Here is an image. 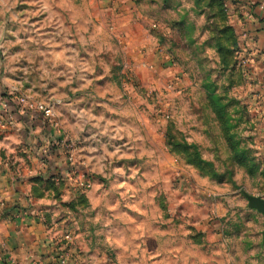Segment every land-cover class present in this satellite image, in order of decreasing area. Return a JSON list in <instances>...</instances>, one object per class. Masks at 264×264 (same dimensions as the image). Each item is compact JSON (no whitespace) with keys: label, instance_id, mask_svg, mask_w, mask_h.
Returning a JSON list of instances; mask_svg holds the SVG:
<instances>
[{"label":"clouds","instance_id":"9594fccd","mask_svg":"<svg viewBox=\"0 0 264 264\" xmlns=\"http://www.w3.org/2000/svg\"><path fill=\"white\" fill-rule=\"evenodd\" d=\"M261 2L264 3V0ZM18 3L30 5L24 19H21L20 13H12ZM159 6L158 0L152 7ZM84 9L85 5L76 4L74 0H0V17L10 14L7 15V20L21 25L13 31L6 27L7 20H0V54L5 57L0 61V82L9 86L10 94L19 93L14 97L15 104L24 106L17 115H11L13 108L9 107L7 101L0 100V112L9 114L7 119L0 115V130L11 133L0 142V146L6 149L4 155L0 156V191L4 193L0 196V211L4 209V200H10L12 204H21L33 216L39 217L41 222L44 221L45 214L50 213L52 216L51 228L42 234L36 242L39 247H36L28 238L27 229L32 221L22 213L20 224L13 223L11 232L5 233L7 239L0 237V264H22V259L39 264L40 257L33 256L34 251L64 253L58 262L53 255L43 264H105L107 258L103 256L101 249L108 251L117 244L128 252L127 257L123 253H117V257L123 259L125 264H129V261L130 264H144L145 257L152 264H176L169 256L170 250L183 253L188 246H192V241L186 238L189 225L193 222L204 224L208 215H202L203 209L197 208L188 196L177 200L176 193L169 192L168 199L171 203L167 213L174 214L176 205L182 202H187L191 207L186 208L180 216L179 227L170 220L163 219L166 213L161 211L156 198L158 193L170 185L159 184L163 172L158 169L150 170L147 166L161 163L162 158L167 159L169 153L185 151L176 147L173 140L175 137L182 142L195 143L201 159L211 162L217 170L232 168L236 173V180L246 178L244 169L231 158L233 149L227 147L224 140L218 139V129L214 123L216 113L208 102L207 93L201 87L205 77L211 73L212 80L220 86L216 94H225L223 86L227 82V76L216 79L224 64L215 50L214 34L208 30L201 35L205 20L203 16H196V0H181V7L169 15L179 19L187 14L195 22V34L190 37L194 43L174 65L173 79L166 82V90L175 99L153 98L144 91L145 85L140 83V75L145 70L151 71L152 65L156 63L153 58L158 50L156 42L153 40V46L147 50L134 51L129 47V41L143 38L139 33L130 35L134 32L135 25L132 28L117 27L110 25L102 17L93 21L88 18ZM245 15L248 20L252 19L247 13ZM33 17L40 19L28 24V20ZM235 18L233 15L232 19ZM154 21L155 16L146 23L138 20L149 31L159 27V23ZM26 24L28 26L23 27ZM258 26L262 29L259 35L264 38V25ZM21 33H31V37L21 39ZM254 35H257L255 31L252 35H242L241 39L246 40L249 47L258 50L257 45L252 43ZM6 37L15 39L9 40ZM205 40L210 44H204ZM16 46L22 51L10 55V50ZM169 46L165 44L164 49ZM21 60H27L28 66H14L19 65ZM260 62L264 64V58ZM60 65L63 67H59ZM18 72L24 73L20 83L10 81L7 76L2 75H15ZM102 77H108L106 87L95 83ZM181 77L184 79H180ZM254 79L255 75L245 74L243 96L248 95L250 87L259 90L261 94L252 96L243 103H249L250 110L259 113L260 123L257 124L256 133L245 131V127H250L246 125L234 130L244 137L264 131V77L250 86L249 81ZM26 84L30 85L27 89L24 87ZM132 85L136 86V91L130 95ZM160 87L165 85L160 84ZM2 91L4 88L0 87V92ZM137 93L152 103L153 112L142 106L143 101L138 102ZM240 93L241 89H235L230 95ZM194 100H199V106L205 109L204 112L191 113L189 106ZM28 109L34 111L29 113ZM40 112L46 113L44 119L51 122V131L45 129L43 120L38 126H31L39 119L37 114ZM20 113L29 116V124L18 122ZM197 116H206L209 123L204 124ZM236 119L238 117L233 115V122ZM25 128H29L26 136L23 133ZM57 136L63 137V143L58 148L59 160L49 154V145L57 143ZM38 141L42 143V147H38ZM122 141L125 142L121 143ZM17 151L28 153L27 160L31 163L26 166L12 155ZM186 151L191 152L192 149ZM258 155L264 156V153ZM45 157L48 162H43ZM121 160L125 163L117 165ZM133 160L139 163H127ZM56 164L62 166L61 171L66 181L62 188L57 181L58 198L57 193L43 192L38 184L30 185L27 180L28 177L40 176L46 182L56 171ZM81 166L89 173L104 177L107 183L93 179L85 182L79 178L73 181L71 175L79 171ZM12 168L15 170H11ZM142 168L145 169L144 173L140 172ZM121 178L126 181L124 185L119 183ZM9 180L11 184L8 183ZM132 181H135L134 185ZM33 187L38 191H33ZM121 187L126 189L125 192H120ZM149 187L152 188L151 191H148ZM17 189L20 190L19 195L16 193ZM41 193L43 198H40ZM77 197H86L89 204L80 205L75 212L64 206L65 202L71 204ZM116 197L120 199L116 200ZM41 205L52 207L41 208ZM126 209L142 210L143 219L139 216L131 217ZM65 216L71 221L70 226L56 223V217ZM117 221H126V224L118 228L112 227ZM165 224L169 225L168 229L161 230V226ZM17 228L20 229L19 232L16 231ZM147 238L154 239L152 247L160 253V260L153 259L152 253L146 251L144 245ZM254 241L258 242V238H254ZM156 243L159 245L158 249ZM230 243L235 250L233 255L228 253L227 246ZM13 246H16L15 251L12 250ZM243 248V245L236 242L220 243L218 252L221 259L218 264H264V249L253 247L244 252ZM89 251L94 254L89 256ZM179 259L184 260L186 256L182 254Z\"/></svg>","mask_w":264,"mask_h":264},{"label":"rangeland","instance_id":"374dc122","mask_svg":"<svg viewBox=\"0 0 264 264\" xmlns=\"http://www.w3.org/2000/svg\"><path fill=\"white\" fill-rule=\"evenodd\" d=\"M157 2L158 0H74L76 4L85 5L84 10L88 18L93 21L96 18L102 17L110 22V25L117 27L125 26L132 28L135 25V30L130 35L135 36L136 33H139L143 38L139 41L136 39L129 41V47L134 51L147 50L153 46L152 42L154 40L158 48L153 57L156 63L152 65L151 71L145 70L141 73L140 83L145 85L144 91L149 93L153 98L175 99L166 90V82L173 79L172 69L174 65L186 49L194 43V40H191L190 37L195 34L196 24L190 20L187 14L180 16L179 19L170 17V13H175L181 7V0H159V8H153L152 6L157 4ZM250 2V0H196V8L198 9L196 16L197 18L203 16L205 20L201 35L208 30L213 32L215 50L222 57V63L224 64V68L216 79L219 80L227 76V82L223 86L224 95L216 94L220 86L212 80L211 73L205 77L201 87L207 93L208 102L213 112L216 113L214 123L218 129V139L224 140L227 147L233 149L231 158L244 169L246 178L242 177L240 180H236L234 178L236 173L232 168L217 170L216 166L211 162L201 159L199 148L195 143L182 142L175 137H173V140L176 147L183 148L185 151L169 153L168 158H162L161 163L147 166L150 170L158 169L160 172H163L164 175L158 181L159 184L170 185L163 192L158 193L156 198L161 211L166 213L163 219L170 220L173 225L179 227L181 224L180 216L184 214L186 208L191 207L187 202H182L176 205L174 214L167 213V208L171 203L168 199L169 192L176 193L175 199L177 200H183L184 196H188L197 208L203 209L202 215H208V219L204 224L193 222L189 225L186 238L192 241V246H188L183 253L178 250H170L169 256L176 264H193V261H196V264H218V261L221 259L218 245L224 241L236 242L243 245L244 252L253 247L264 249V241L262 240L264 238V216L257 210L248 207V201L244 195V193H247L264 198V156L258 155L264 153V131L260 134H249L246 137L240 136L239 133L234 131L240 128L241 125H246L250 127H245V131L256 133L257 124L260 123L259 113L250 110L251 105L249 103H243L244 100H249L250 97L261 94L259 90L250 87L248 95L243 96L245 74L256 76V79L249 81L250 86H254L257 82H260V77H264V64L260 62L261 58H264V38L259 35L262 29L258 26L264 25V19L257 20L255 18L254 9L251 8L252 3ZM87 5L91 6L87 7ZM29 9V4L18 3L12 9V13H20L21 19H24V15ZM245 13L250 15L252 19L248 20ZM7 15L10 14L0 17V20H7ZM233 15H235V19H232ZM153 16L156 17V21L154 22L159 23V27L152 28L150 31L138 22V20H143L146 23L152 20ZM39 19L40 17L30 18L28 24H33ZM27 26V24L23 25V27ZM6 27L15 31L21 25L18 22L7 20ZM44 31H48V29H44ZM253 31L257 35L252 36V43L257 45L258 50L249 47L247 41L241 39L242 35H252ZM30 37L31 33H21L20 35L21 39H29ZM6 39L14 40L15 38L6 37ZM186 40L188 43H184ZM203 43L206 45L210 44L208 40H205ZM165 44L170 45L166 50L164 49ZM20 51L22 49L16 46L10 50L9 54L11 55ZM56 51L58 53L59 49ZM240 53H243V55H238ZM141 54H143L142 51ZM81 55L84 54L81 53ZM4 59L5 57L0 54V61ZM28 63L27 60H21L19 65L14 66L27 67ZM59 67L62 68L63 65ZM2 75L7 76L10 81L20 83L24 73L18 72L15 75L12 73H2ZM180 79H184V77ZM107 80L108 77H102L96 80L95 83L101 87H106L105 82ZM160 84H164L165 87H160ZM29 86L27 84L24 85L25 89ZM0 87L4 88V91L0 92V100L7 101L9 107L13 108L11 115H17L19 110L24 107L23 105L15 104L14 97L18 96L19 93L10 94L9 86L2 84V82H0ZM235 89H241V93L235 96L230 95ZM135 91L136 86L132 85L129 89V94L132 95ZM136 95L138 96V102L143 101L142 106L147 107L149 112L154 111L151 102L139 96L138 93ZM203 98L201 97V99ZM225 101L227 102L225 103ZM258 103L259 101H257ZM164 106L168 107V105ZM189 107L192 114H198L205 110L199 106V100H194ZM27 111L31 113L34 110L28 109ZM0 115H3L7 119L9 114L0 112ZM37 115L39 119L35 120L31 126L36 127L43 120L45 129L51 131V122L44 119L46 113L40 112ZM233 115L238 117L235 122H233ZM197 118L203 120L206 125L209 123L206 116H197ZM18 122L29 124L30 118L28 115L20 113ZM23 133L26 136L29 133V128L23 129ZM10 134L7 130H0V142H3ZM209 134L211 135L212 133ZM56 141L57 143L49 145V149L51 147L55 150L58 149L60 144L63 143V137L57 136ZM123 142L125 141L121 143ZM68 143L71 142L69 141ZM241 145L244 146L241 147ZM42 146V143L38 141V147ZM81 146L86 147L87 145ZM13 147L16 146L13 145ZM188 149H192V151H186ZM5 151L6 149L0 146V156H3ZM12 155L18 157L26 166L31 163L27 160L28 153L26 152L17 151L12 153ZM124 163L125 161L121 160L117 162V165L122 166ZM127 163L135 165L139 162L133 160ZM11 170L14 171L15 169L12 168ZM55 172L63 175V172L58 169ZM69 172L72 173V168L69 169ZM140 172L144 173L145 169H140ZM78 178L85 182L93 179L103 184L107 183L104 177L89 173L83 169V166L75 174L71 175L73 181ZM27 180L30 185L38 184L39 189H42L43 192L58 191L55 192L57 193V198L59 196L57 181H59L60 188L66 182L64 176L61 179L55 178L52 182L49 181V178L44 182V178L40 176L28 177ZM10 182L11 180L8 181L9 184ZM119 183L124 185L126 181L121 178ZM132 184L134 185L135 181H132ZM53 187H56L57 190H52L51 188ZM125 190L124 187L120 188L121 193L125 192ZM151 190L152 188L149 187L148 191ZM40 198H43V194ZM115 199L118 200L120 197H116ZM9 203L11 202L4 200V209L0 211L2 217L9 215V213L12 215L13 207L9 206L11 205ZM82 204H89L86 197H77L76 201L71 202V204L65 202L64 206L70 207L75 212ZM47 207L51 208L52 206L47 205ZM225 210L227 211L225 212ZM125 211H128L133 218L139 216L143 219L142 210L133 211L132 209H126ZM48 214L51 215L50 213ZM94 215L95 212H93ZM58 218L61 217H56V219ZM65 218L67 219V217ZM61 219L59 220L61 221ZM124 224H126V221H117L112 227L118 228L119 226H124ZM64 225L70 226L71 221L67 219ZM216 225H219V227L217 228ZM168 227L169 225L167 224L162 225L161 230H166ZM254 238H258V242H255ZM153 243V238H147L144 247L148 253H152L153 259L160 260L161 255L152 247ZM158 247L159 245L156 243V248L158 249ZM227 248L229 255L235 254L231 243ZM66 251L67 249H65ZM101 253L107 258L105 264H125L123 259L117 257V253H123L125 257L128 256V252H125L119 244L114 249L110 248L108 251L102 248ZM63 254V252L59 253V258ZM182 254L186 256V259H179V256ZM137 255L139 256V253ZM144 264H152V261L145 257Z\"/></svg>","mask_w":264,"mask_h":264},{"label":"crops","instance_id":"0c3cea01","mask_svg":"<svg viewBox=\"0 0 264 264\" xmlns=\"http://www.w3.org/2000/svg\"><path fill=\"white\" fill-rule=\"evenodd\" d=\"M252 3L251 8L254 9V13H255V18L257 20L263 18L264 19V3L261 2V0H250ZM252 9V10H253ZM49 154L55 156L56 160H59L60 158V153L58 152V149H53L51 147V149H49ZM43 162H48L47 158H44ZM55 168L61 171L62 166L60 164H56ZM11 184V182H10ZM33 190V189H32ZM19 189L16 190L17 195H19ZM4 193L2 191H0V196H3ZM8 202H10V200H6ZM11 204L12 208V215H7L5 217H2L0 215V237H4L7 239V237H5V233L11 232V228H12V224H20V217L22 215V213L26 214L27 219L31 220L32 223L28 226V238L34 243L36 244L37 241L40 240L42 234L51 228L52 226V216L49 214H45L44 217V221L41 222L40 218L37 216H33L30 212L27 211V209H24L23 206L19 203H9ZM41 208H48L47 205H41ZM66 217V216H65ZM63 217V219L58 218L56 219V223L60 224V225H64L65 222H67V219ZM61 219V221L59 220ZM59 220V222H58ZM5 221H9V223H5ZM17 232L20 231L19 228L16 229ZM79 235V233L77 234ZM264 241V238L262 239ZM65 243H67V241H65ZM36 247H39L38 244H36ZM71 247V245L69 246ZM13 251L16 250V246H13L12 248ZM94 253L92 251L88 252L89 256H92ZM33 256H38L40 257V262L39 264H43L44 261L49 260V258L53 255H55L56 257V262H58L60 260L59 258V253H45L43 251H34L32 252ZM81 255H83L81 253ZM100 257H98L99 259ZM5 260H7V257L5 258ZM22 264H32L31 260L28 259H22ZM51 264H55V262H51Z\"/></svg>","mask_w":264,"mask_h":264},{"label":"water","instance_id":"95a60500","mask_svg":"<svg viewBox=\"0 0 264 264\" xmlns=\"http://www.w3.org/2000/svg\"><path fill=\"white\" fill-rule=\"evenodd\" d=\"M244 195L248 201V207L257 210L259 213H261L264 216V198L260 196L249 195L247 193H244ZM263 236H264V232H263Z\"/></svg>","mask_w":264,"mask_h":264},{"label":"trees","instance_id":"16d2710c","mask_svg":"<svg viewBox=\"0 0 264 264\" xmlns=\"http://www.w3.org/2000/svg\"><path fill=\"white\" fill-rule=\"evenodd\" d=\"M55 178H59V179H61V174L60 173H58V172H54V173H52L51 175H50V177H49V181L50 182H52V181H54V179ZM62 182V181H61ZM52 190H57L56 189V187H53V188H51ZM33 191H38V189L36 188V187H33ZM55 192H58V191H55ZM42 194L43 193H41V196H42Z\"/></svg>","mask_w":264,"mask_h":264},{"label":"built area","instance_id":"2783aa9c","mask_svg":"<svg viewBox=\"0 0 264 264\" xmlns=\"http://www.w3.org/2000/svg\"><path fill=\"white\" fill-rule=\"evenodd\" d=\"M71 174V173H70ZM64 176V175H61V177ZM65 251V250H64Z\"/></svg>","mask_w":264,"mask_h":264}]
</instances>
